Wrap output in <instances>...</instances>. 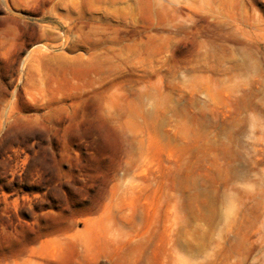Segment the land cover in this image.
Here are the masks:
<instances>
[{
	"label": "rangeland",
	"instance_id": "obj_1",
	"mask_svg": "<svg viewBox=\"0 0 264 264\" xmlns=\"http://www.w3.org/2000/svg\"><path fill=\"white\" fill-rule=\"evenodd\" d=\"M0 264H264V0H0Z\"/></svg>",
	"mask_w": 264,
	"mask_h": 264
}]
</instances>
